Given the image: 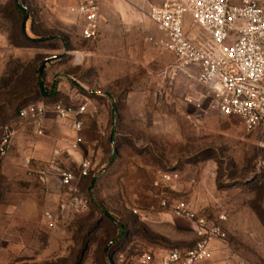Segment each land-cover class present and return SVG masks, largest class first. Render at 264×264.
I'll return each mask as SVG.
<instances>
[{"label": "rangeland", "instance_id": "obj_1", "mask_svg": "<svg viewBox=\"0 0 264 264\" xmlns=\"http://www.w3.org/2000/svg\"><path fill=\"white\" fill-rule=\"evenodd\" d=\"M160 2L104 0L100 35L85 40L73 0H0V141L12 134L0 156V264H132L151 248L191 247L179 201L227 213V239L201 264H264V131L210 109L195 69L159 43L149 12ZM185 28L198 32L189 15ZM56 100L94 113L84 119L96 137L85 211L42 175L78 171L66 150L73 130L54 119L38 136L18 114Z\"/></svg>", "mask_w": 264, "mask_h": 264}, {"label": "built area", "instance_id": "obj_2", "mask_svg": "<svg viewBox=\"0 0 264 264\" xmlns=\"http://www.w3.org/2000/svg\"><path fill=\"white\" fill-rule=\"evenodd\" d=\"M74 11L82 21V37L94 40L101 32L104 0H73ZM189 15L199 34H189L185 18ZM149 18L164 37L159 43L172 52L182 66L193 67L197 80L210 92V109L221 115L238 116L249 131H264V3L261 0H161L150 8ZM188 102L202 108L199 98ZM56 118L73 131L84 128L89 104L55 102ZM44 104H28L18 111L38 136L46 133ZM12 143L8 128L0 141V156L7 155ZM27 165L30 160H26ZM92 168L81 161L78 171L50 165L42 173L53 175L76 211L89 208L90 198L82 191V180ZM174 214L191 222L196 240L188 248H151L132 264H201L212 252L213 244L228 237L226 211L215 218L199 214L187 201L176 202ZM49 215V214H48Z\"/></svg>", "mask_w": 264, "mask_h": 264}, {"label": "crops", "instance_id": "obj_3", "mask_svg": "<svg viewBox=\"0 0 264 264\" xmlns=\"http://www.w3.org/2000/svg\"><path fill=\"white\" fill-rule=\"evenodd\" d=\"M102 8H103V5H102ZM101 15H102V10H101ZM199 33H200V30L196 32V34H199ZM47 107H48V112L46 114V128L52 124L51 121H53L54 119L58 123L64 126V123H62L60 120L56 118V115L54 114L52 110V106H47ZM73 132H74V135L71 137V144L66 146V150L69 153L70 157L73 159L74 163L80 166L81 161L84 160L86 150L88 148L95 147L96 137H94L93 134H91L85 128H83L81 131H73Z\"/></svg>", "mask_w": 264, "mask_h": 264}, {"label": "trees", "instance_id": "obj_4", "mask_svg": "<svg viewBox=\"0 0 264 264\" xmlns=\"http://www.w3.org/2000/svg\"><path fill=\"white\" fill-rule=\"evenodd\" d=\"M47 62H49V61H47ZM47 62H43V63H41V64H40V67H39V69H38V71H37V73H38V84H39V86L41 87V89H43V87H44L43 76H44V73H45V69H46ZM58 101H60V100H56L55 102H58ZM55 102H54V103H55ZM54 103H53V104H54ZM93 115H94L93 112H89V111H88V112L85 114L84 119H87V117H90V116H93ZM91 164H92V162H91ZM93 169H94V167H93V164H92V168H91V170H90L89 175H88L87 177H85L83 180H86L87 178L90 177L91 172L93 171ZM90 203H91V201H90Z\"/></svg>", "mask_w": 264, "mask_h": 264}]
</instances>
